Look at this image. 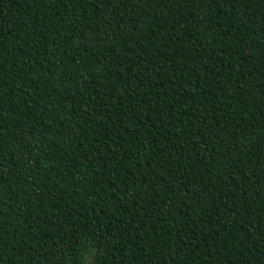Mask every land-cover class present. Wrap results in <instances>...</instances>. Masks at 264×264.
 <instances>
[{
    "label": "trees",
    "instance_id": "16d2710c",
    "mask_svg": "<svg viewBox=\"0 0 264 264\" xmlns=\"http://www.w3.org/2000/svg\"><path fill=\"white\" fill-rule=\"evenodd\" d=\"M264 264V0H0V264Z\"/></svg>",
    "mask_w": 264,
    "mask_h": 264
},
{
    "label": "snow or ice",
    "instance_id": "6c2138e0",
    "mask_svg": "<svg viewBox=\"0 0 264 264\" xmlns=\"http://www.w3.org/2000/svg\"><path fill=\"white\" fill-rule=\"evenodd\" d=\"M89 264H91V261L89 262Z\"/></svg>",
    "mask_w": 264,
    "mask_h": 264
}]
</instances>
